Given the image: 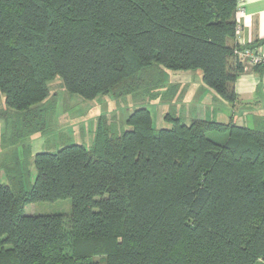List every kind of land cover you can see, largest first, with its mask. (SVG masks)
I'll use <instances>...</instances> for the list:
<instances>
[{
  "label": "trees",
  "instance_id": "16d2710c",
  "mask_svg": "<svg viewBox=\"0 0 264 264\" xmlns=\"http://www.w3.org/2000/svg\"><path fill=\"white\" fill-rule=\"evenodd\" d=\"M238 11V0H0V118L22 141L47 129L57 76L85 99H156L166 69H200L234 104ZM165 118L157 129L139 107L120 131L101 116L91 148L37 152L33 181L30 162L2 164L0 264H264V128ZM67 198L70 217L25 212Z\"/></svg>",
  "mask_w": 264,
  "mask_h": 264
},
{
  "label": "rangeland",
  "instance_id": "374dc122",
  "mask_svg": "<svg viewBox=\"0 0 264 264\" xmlns=\"http://www.w3.org/2000/svg\"><path fill=\"white\" fill-rule=\"evenodd\" d=\"M166 74V79L170 82L169 77L175 79L178 74L185 73L183 70L166 69ZM188 74L194 75L195 73L192 70ZM188 81V84L194 82L193 79H188ZM49 84L51 94L45 101L49 110L48 127L45 131L36 132L22 141H17L14 140V136L7 129L5 120L0 118V181L9 183V178L5 174L4 167L1 169V165L6 163L14 164L18 158L21 161L30 162L31 181H33L36 176V167L32 160L37 152L56 151L69 143H81L91 148L94 144L101 116H106L109 123L117 124L118 129L121 131L128 128L126 119L135 109L148 107L151 111L155 128L172 126V123L166 120L165 115L167 110L174 114L170 110L174 103V99L170 97L175 87L174 82L164 87L165 89L162 90L164 96L160 103H157L155 98L149 97L143 91L122 97H116L113 93H108L98 95L92 100L85 99L80 95L67 91L60 76L54 78ZM192 99V96L185 97L179 109L180 115L184 117L186 123L192 121L190 111L186 105L187 102H192ZM175 102L177 101L175 100ZM0 111H10L5 103V96L1 93ZM254 125L255 123L252 122L249 126ZM256 127L264 128V125H256ZM214 134L210 136L213 137ZM25 212L28 214L63 213L65 216L70 217L72 200L67 198L54 202L40 201L30 203L25 207Z\"/></svg>",
  "mask_w": 264,
  "mask_h": 264
},
{
  "label": "crops",
  "instance_id": "0c3cea01",
  "mask_svg": "<svg viewBox=\"0 0 264 264\" xmlns=\"http://www.w3.org/2000/svg\"><path fill=\"white\" fill-rule=\"evenodd\" d=\"M238 3L237 18L241 31L237 36V43L249 45L264 52V0H238ZM192 70H183L185 74H178L182 76L177 75L175 79L169 77L170 82L166 80L164 87L169 83L175 84L173 94L170 95L171 99H174L170 107L171 112H174L173 115L185 121L179 109L185 97L192 96V102L186 104L192 120L200 118L228 122L233 119L236 123L246 126L254 122L255 125L250 127L264 125L263 65L246 70L238 77L235 83L238 99L234 104L220 98L212 88L206 85L200 69H194L195 74L189 75L188 73ZM188 79H193L194 82L188 84ZM161 93L164 94L163 91ZM163 96L156 98L157 103L162 101ZM166 112L168 113V110Z\"/></svg>",
  "mask_w": 264,
  "mask_h": 264
},
{
  "label": "built area",
  "instance_id": "2783aa9c",
  "mask_svg": "<svg viewBox=\"0 0 264 264\" xmlns=\"http://www.w3.org/2000/svg\"><path fill=\"white\" fill-rule=\"evenodd\" d=\"M241 27L238 26L237 34L239 35ZM240 47L236 48L235 52L241 58L246 70L251 69L258 64H264V52L259 51L249 45L239 44Z\"/></svg>",
  "mask_w": 264,
  "mask_h": 264
}]
</instances>
